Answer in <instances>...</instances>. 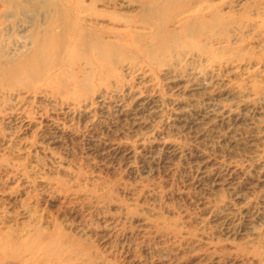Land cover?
Masks as SVG:
<instances>
[{"label":"rangeland","instance_id":"rangeland-1","mask_svg":"<svg viewBox=\"0 0 264 264\" xmlns=\"http://www.w3.org/2000/svg\"><path fill=\"white\" fill-rule=\"evenodd\" d=\"M182 1L0 0V264H264V0Z\"/></svg>","mask_w":264,"mask_h":264},{"label":"bare ground","instance_id":"bare-ground-1","mask_svg":"<svg viewBox=\"0 0 264 264\" xmlns=\"http://www.w3.org/2000/svg\"><path fill=\"white\" fill-rule=\"evenodd\" d=\"M164 1V0H163ZM169 1V2H168ZM181 2H184V1H182V0H165V2L163 3V5H157V7L156 8H154L151 12L150 11H148V12H146L144 9H143V13L145 14L146 13V15L148 16L149 15V20L150 19H154L155 20V23H153V21H145V17L143 18L144 19V21L145 22H148V23H150L153 27H155V29H156V31H157V33H156V35L158 34V36H157V40H158V42L159 43H161V42H166L167 43V49L170 47V43H171V41H174L175 42V37L174 36H171V35H165L164 36V33L166 32V30H167V28L171 25V23L174 21L173 19H174V16L176 17V16H178V15H181V14H184L185 13V5H183L182 7V9H180L179 8V12L178 13H175V9L177 8H175V9H173L172 7H171V5L172 4H177V3H181ZM152 4V3H151ZM185 4V3H184ZM146 6V5H145ZM155 7V6H154ZM148 13V14H147ZM144 14H143V16H144ZM174 15V16H173ZM199 15V14H198ZM79 17V16H78ZM147 18V19H148ZM197 20V19H196ZM142 21V20H141ZM84 22V21H83ZM83 22L82 23H80V24H83ZM183 22V21H182ZM74 24H77V23H74ZM86 24V23H85ZM84 24V25H85ZM174 24V23H173ZM190 24H191V22H190ZM78 25V24H77ZM150 25V26H151ZM175 25V24H174ZM173 25V26H174ZM181 26H182V28H183V30H184V33H185V22H183L182 24H181ZM89 27V26H88ZM78 28V27H77ZM81 28L82 27H79V30H78V33L79 34H81L82 35V33L84 34V30H81ZM90 28V27H89ZM186 28H187V26H186ZM84 29V28H83ZM93 29V28H92ZM188 29H190V27H188L187 28V30ZM165 30V31H164ZM88 33L90 32V31H87ZM179 32V31H178ZM187 32V31H186ZM77 33V35L79 36L78 37V39H77V42H76V55H78V56H81V53H83V54H85L86 52L84 51V48H86V46L84 47V42H83V40H84V37H83V35L81 36V35H79ZM175 34H177V33H175ZM89 35V34H88ZM166 38V39H165ZM97 39V38H96ZM96 44H101L100 43V41L99 40H96ZM90 51H91V49H90ZM165 51V50H164ZM163 51V52H164ZM89 52V47H88V49H87V53ZM90 54V53H89ZM105 54H107V53H105V52H98V51H96V52H94V56L96 57V59H98V60H102L103 59V57H104V55ZM91 56V55H90ZM76 57V56H75ZM106 57V56H105ZM36 66V65H35ZM40 66H38V68H39ZM36 74V73H35Z\"/></svg>","mask_w":264,"mask_h":264}]
</instances>
